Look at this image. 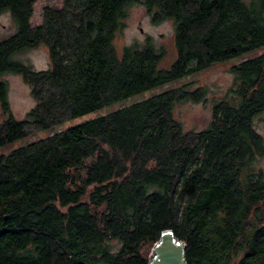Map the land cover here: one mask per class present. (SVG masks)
Here are the masks:
<instances>
[{
  "label": "trees",
  "instance_id": "16d2710c",
  "mask_svg": "<svg viewBox=\"0 0 264 264\" xmlns=\"http://www.w3.org/2000/svg\"><path fill=\"white\" fill-rule=\"evenodd\" d=\"M0 0L18 30L0 40V147L264 47V0ZM174 25L176 57L148 39L118 49L128 8ZM45 45L50 65L22 54ZM209 125L174 115L192 81L0 155V264H151L164 230L186 264H264V52L232 66ZM35 105L14 118L7 74Z\"/></svg>",
  "mask_w": 264,
  "mask_h": 264
},
{
  "label": "rangeland",
  "instance_id": "374dc122",
  "mask_svg": "<svg viewBox=\"0 0 264 264\" xmlns=\"http://www.w3.org/2000/svg\"><path fill=\"white\" fill-rule=\"evenodd\" d=\"M63 0H35L34 14L31 19L32 25H39L42 22V12L45 6L60 7ZM18 30L10 12L0 15V40L7 39ZM175 30L171 20L153 21L145 5L134 3L128 8L127 16L124 19V26L115 38V45L121 49L124 45H129L137 41L141 44L150 39L157 48L166 52L164 67H169L176 57ZM264 52V47L257 49L244 56L233 57L223 63H214L209 68L190 75L182 80H176L162 85L155 86L148 91L133 95L123 101L115 102L100 109L88 112L84 115L69 119L51 129L34 132L29 136L17 139L0 147V155H8L13 150L47 137L53 133L65 131L73 126L85 123L94 118L108 114L109 112L147 98L153 94H159L165 90L180 86L192 81L189 86L191 90L198 86L207 89L208 96L206 101L193 102L185 101L177 104L174 109L175 117L182 122L188 130H202L206 128L212 118L213 105L219 100L226 91L233 85L234 75L231 72L232 66L240 63L245 58L257 56ZM25 62L33 64L37 70L47 69L50 65L48 49L45 45L35 47L22 54ZM5 79L8 81V99L11 105L14 118L22 120L27 112L35 105V100L31 95L30 87L26 84L19 74H7ZM255 120L257 131L264 139V114ZM258 165L264 168V155L258 160ZM149 256H153V251L148 249Z\"/></svg>",
  "mask_w": 264,
  "mask_h": 264
},
{
  "label": "water",
  "instance_id": "95a60500",
  "mask_svg": "<svg viewBox=\"0 0 264 264\" xmlns=\"http://www.w3.org/2000/svg\"><path fill=\"white\" fill-rule=\"evenodd\" d=\"M151 264H186L184 244L175 237L172 230L162 232L158 248L153 251Z\"/></svg>",
  "mask_w": 264,
  "mask_h": 264
}]
</instances>
